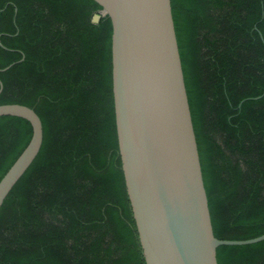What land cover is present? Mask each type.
<instances>
[{
  "label": "trees",
  "instance_id": "obj_1",
  "mask_svg": "<svg viewBox=\"0 0 264 264\" xmlns=\"http://www.w3.org/2000/svg\"><path fill=\"white\" fill-rule=\"evenodd\" d=\"M171 1L215 235L258 237L264 0ZM100 9L0 0V68L15 63L0 71V104L34 108L44 127L40 153L0 209V264H146L118 143L112 20L92 21ZM32 133L28 120L0 116V180ZM217 258L264 264V240L220 245Z\"/></svg>",
  "mask_w": 264,
  "mask_h": 264
},
{
  "label": "water",
  "instance_id": "obj_2",
  "mask_svg": "<svg viewBox=\"0 0 264 264\" xmlns=\"http://www.w3.org/2000/svg\"><path fill=\"white\" fill-rule=\"evenodd\" d=\"M94 1L102 9L92 21L99 23L102 16L109 15L113 25L112 83L118 143L146 264H219L220 245L264 240V234L244 240L215 235L172 1ZM3 89L0 79V94ZM5 115L28 120L33 133L0 180V209L44 141L43 122L34 108L0 104V116Z\"/></svg>",
  "mask_w": 264,
  "mask_h": 264
}]
</instances>
